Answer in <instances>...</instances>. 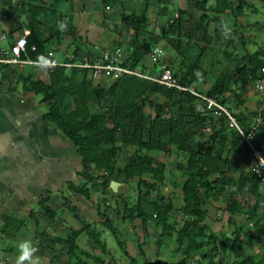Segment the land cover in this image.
<instances>
[{
  "label": "trees",
  "instance_id": "1",
  "mask_svg": "<svg viewBox=\"0 0 264 264\" xmlns=\"http://www.w3.org/2000/svg\"><path fill=\"white\" fill-rule=\"evenodd\" d=\"M24 1L27 3L25 5L32 6L29 3L31 0ZM163 1L157 0L155 4ZM216 1L218 4L213 6L215 13L230 9L232 15L244 14L245 0H239L234 7L227 0ZM110 3L111 0H98L95 7L108 13L106 6ZM247 7H252L254 11V6ZM146 8L147 4L138 17L128 14L121 16V20L130 23L135 31L132 37L133 52L129 55L131 68L138 66L150 51L149 44L141 43L138 37V32L145 25ZM30 14L33 16L32 12ZM214 18L209 19L208 14H203L190 27L183 26L180 21L168 25L166 41L180 58L178 65L171 67V70L181 85L189 87L200 75L205 74L199 63L206 46L190 42L195 33L204 35L205 41H211L207 25ZM228 36L238 37L235 32ZM185 37L188 42L184 45L182 39ZM230 39L228 42L233 43ZM45 41L40 38L37 29L30 30L26 36L25 54L36 63L25 66L20 78L31 92L41 97L46 105L44 121L62 131L75 148L82 169H85L79 174V181L68 183L69 191L91 202L92 196H96L93 205L100 223L115 237L123 255L130 258V264L136 258L131 257L126 250L125 241L113 225L112 212L121 215L122 220L129 223L137 242L138 257L145 256L150 223L159 231V237L155 240L157 251L163 238L174 241V253L178 256L175 264H264V169L255 172L231 167V155L239 154L243 146L238 132L228 128L225 115L213 117V110L208 108L203 112L197 111L196 96L166 88L139 76L126 73L115 75L113 71H108L106 78L110 79V83L94 84L90 79L89 68L77 67L68 61L65 63L70 66L41 64L48 53ZM189 46H197L199 52L195 58L185 56ZM183 64L184 68L181 67ZM262 67L264 46L251 55L244 53L238 59L236 73L233 74L240 82L238 90L245 91L248 85H252L261 74ZM227 71L218 76L207 90L209 97L218 99L220 96L221 99L227 92L237 97L236 91L229 88L227 83L230 82ZM114 75L116 78L112 79ZM154 96L161 97L163 101H155ZM239 99L237 97L235 107L242 104ZM220 102L225 105V97ZM147 107L153 108V117L146 113ZM229 112L245 131L250 129L255 118L263 116V111L248 114ZM127 147H131L132 151L127 161L120 163V154ZM173 151L176 155H182L181 160L175 162V167L184 177L178 205L170 197L172 194L159 192L167 176L166 166L157 160V153L170 155ZM92 171H98L99 174ZM136 179L143 182L145 191L136 188L138 196L134 203L121 198L122 207L110 204L107 197L112 181L127 184ZM154 193L156 197L152 200ZM220 199L224 201L222 210L229 216L228 223L234 227L229 234L214 233L207 223L211 205ZM46 201V198L41 200V205L45 216L52 220L56 212L45 204ZM64 201L68 209L73 211L70 200L65 197ZM176 210L183 215L181 224L173 221L172 215ZM242 217H245L246 224L239 226L236 221ZM136 220L140 223L137 224ZM79 222L78 229L71 230L65 237L43 233L47 237V245L50 248L59 245L64 250L66 260L63 264H112L104 258L109 252L106 243L100 240V232L92 224ZM83 231L87 232L93 244V253L77 245V239ZM245 238L250 242H260L263 253H244ZM241 252L244 255H238ZM156 255H159L158 252ZM229 257L230 262L226 261ZM145 261L148 264L144 258Z\"/></svg>",
  "mask_w": 264,
  "mask_h": 264
},
{
  "label": "crops",
  "instance_id": "2",
  "mask_svg": "<svg viewBox=\"0 0 264 264\" xmlns=\"http://www.w3.org/2000/svg\"><path fill=\"white\" fill-rule=\"evenodd\" d=\"M97 1L31 0L29 3L32 6H27L24 0H0V48H8L21 36H28L30 30L34 28L40 33V38L46 40L44 44L46 50L51 51L59 62H73L76 66L85 62L95 63L99 62L105 52H116L119 54L120 65L129 67L131 66L129 55L133 52L132 37L135 31L130 23L121 20V16L124 14L141 16L147 4L145 25L138 32V37L141 43L149 44L150 51L138 66L130 68L144 76L153 77L159 73L160 62L167 63L170 70L180 62L175 49L167 43L165 38L168 25L173 21L176 24L180 21L183 26L190 27L191 23L199 20L203 14H208L209 19L215 17L207 25L211 41H205L204 35L195 33L190 42V44L206 46L199 63L205 74L200 75L199 79H196L189 87L201 95L208 96L207 90L212 87L215 79L228 70L229 88L236 91L242 104L235 107L237 97H234L232 92L225 93V105L220 102L224 97L220 99L219 96L216 99L226 109L228 108V111L233 109L235 113L248 114L263 111V116L258 118L257 138L264 149V92L255 91L252 85H248L245 91L238 90L241 87L240 82L237 76H233L236 73L238 59L244 53L248 52L251 55L264 46V0H245L244 14L236 16L232 15L230 9L223 13H215L213 6L218 4L216 0H164L156 4L157 0H111L112 4L106 6L108 13L95 7ZM227 2L234 7L239 0H227ZM17 3L18 5L15 6ZM248 5L254 6V11L252 7H247ZM231 32H235L238 37L228 36ZM229 39L234 42H228ZM182 40L184 45L188 42L186 37ZM155 47L160 48L162 52L159 60L152 55ZM198 52L197 46H189L185 56L195 58ZM28 65L31 64L6 65L0 70V264H14L16 251L12 241L21 229L28 234L26 237L22 236V239L32 241L34 239L40 243L47 240L43 233L54 237H65L71 230L78 229L79 220L84 224H92L87 223L85 217L100 223L97 209L95 204L93 205L96 196H92L93 202H91L69 191L67 187L69 182L79 181V174L85 169H82L80 158L75 154V148L63 136L62 131L44 121L46 105L41 101V97L31 92L22 82L20 78L22 69ZM181 67L184 68L185 65ZM106 72L108 71L101 70L94 75L93 70L89 69L91 81L94 84L107 85L111 81L106 78ZM114 74L120 73L114 72ZM115 75L112 79L116 78ZM153 99L163 101L161 97L154 96ZM205 108L207 109L205 104L198 98L197 111L203 112ZM145 111L154 116L153 108L147 107ZM212 113L213 117L216 116L214 111ZM242 149L239 154L231 155V167L247 170L249 169L248 152ZM64 152L68 155L61 157ZM53 153H56V156L50 163L49 156ZM173 154H175L174 151L170 155ZM61 159L65 161L62 163ZM48 163L51 164L50 167H46ZM66 168L75 176L71 177L70 173H66ZM61 172L64 174L61 175ZM178 194H180V187ZM54 197L61 200L59 202L62 209L76 221L75 227H71L60 236L54 234V232L57 233L56 225H54L57 223L55 219L58 216L56 210L47 205L56 212V217L51 220L45 216V210L41 205V200L46 198L48 203L53 201ZM65 197L74 206L73 211L65 205ZM37 207L42 212H39ZM82 216L85 217L82 219ZM40 217H45L47 221L46 226L42 227L43 230L39 229ZM48 223H50V229H48ZM130 232L132 233L131 243L134 244L138 254L132 229ZM80 236L81 234L78 239ZM128 242H126L127 251ZM149 242L147 240L145 248L150 245ZM46 247L50 248L47 244ZM55 248L60 249L59 245L58 247L54 245L50 249ZM174 248L175 244L170 249L167 264L176 262ZM151 249H153V255L159 257L156 253L159 254L161 248L157 251L154 244ZM128 253L130 255L129 251ZM146 253L147 249L143 257L145 259ZM109 255L110 253L105 255V260H108ZM126 258L130 263V258ZM227 261L230 262L231 258H227ZM116 263V261L112 262V264Z\"/></svg>",
  "mask_w": 264,
  "mask_h": 264
},
{
  "label": "rangeland",
  "instance_id": "3",
  "mask_svg": "<svg viewBox=\"0 0 264 264\" xmlns=\"http://www.w3.org/2000/svg\"><path fill=\"white\" fill-rule=\"evenodd\" d=\"M10 47V46H9ZM174 90V89H173ZM178 91V90H177ZM180 92H184V91H180ZM39 96V95H38ZM40 97V96H39ZM232 108V107H231ZM147 109V108H146ZM234 114V110L230 109ZM148 111V110H147ZM150 113V112H148ZM110 125H112L111 123H109ZM132 151L131 147H127L123 150V152L120 154V163H124L125 161H127L128 156L130 155ZM62 153V152H61ZM69 153V152H68ZM68 155L67 153H63L61 154L62 156ZM70 154V153H69ZM158 157L157 160H159L160 162H162L165 166H166V181L164 184H162L159 187V192L163 193L164 195H171L170 196L173 201L178 205L180 203V199L181 196L179 193V187L181 185L182 180L184 179L183 175L181 174V172L179 170H177V168L175 167V162L181 160V156L182 155H167L164 153H157ZM56 156V153H53L52 156H49V158H51V162L53 161V158ZM70 156V155H69ZM66 158V157H65ZM67 159V158H66ZM75 159V157L73 158ZM49 160V159H47ZM64 162L65 160L61 159V162ZM62 162V163H63ZM48 163L46 164V167H50L51 164ZM61 163V164H62ZM64 166H66L65 164H62ZM57 169V168H56ZM67 169V170H66ZM65 171L66 173H70L71 171H69L68 168H66ZM71 170V169H70ZM95 174H99L98 171H92ZM64 174L63 172H61V175ZM71 177L75 176V174L70 173ZM115 182V181H112ZM137 184V185H136ZM140 190L141 192L145 191V187L143 185V182L139 181V179H136V181H131L128 182L127 184H122V183H117L115 182L114 184L109 185V190H110V194L108 195V199L110 200V204L116 206L118 208V204L120 207H122V199L121 198H126L128 199L131 203L135 202V199L138 196V192L137 189ZM176 189V191H175ZM170 190V191H169ZM156 194V193H154ZM152 194L151 199L154 200L155 199V195ZM113 197H112V196ZM114 195H117L114 196ZM55 199H53V201L50 202H46V205H49V207H51L53 210H56L57 212V218L55 219L54 223L55 228L57 229V233L54 232L55 235L60 236V235H64V232H67L71 227H75L76 225V221L72 218L71 215H69L68 213H66L64 211V209H62L63 207H61L60 202L61 201L58 197H54ZM57 201V204H56ZM56 204V205H55ZM223 207H224V201L223 200H219V201H215L213 203V205H211L210 207V211H209V218L207 220V223L211 229V231H213L214 233H220V232H224V233H231L234 230V227H232V225H229L228 221H229V216L228 214L224 211L223 212ZM36 209L39 210V208L37 207ZM121 210V208H120ZM39 212H42V210ZM44 214V212H43ZM173 221L178 222V223H182L183 220V216L181 214L180 211L176 210L173 213ZM85 216H82V219ZM111 218H112V222L113 225L116 227V229L118 230V234L119 236L122 238V240H127L125 241V246H127L128 241V251L130 252V255L134 256L136 258V261L133 262L132 264H147L146 261L143 262L144 258L143 257H138L136 254V250L134 249V244L131 243V239H132V233L130 232L131 228L128 222H124L121 218V215H117L114 213H111ZM39 229L43 230V226H46V218L45 217H40L39 220ZM85 221L87 223H92V225H94L95 229L97 230V232H100V240L104 243H106L107 245V250L110 253V255L108 256V260L110 262L116 261L117 264H130L129 263V259L126 258L121 249L119 248L115 237L102 225L100 224L98 221L96 222L93 219H88L85 217ZM70 224H69V223ZM239 226H242L243 224H246L245 222V217H242L241 219L238 218L237 221ZM136 223L139 224V220H136ZM248 227V226H247ZM50 223H48V229H50ZM246 228V227H245ZM38 230V228H36ZM45 230V228H44ZM147 232L149 233V235L147 236V240L149 242V244L152 246L150 247V245H147V258L146 260L148 261V264H167L169 262L168 258L169 254H170V249L174 246V241L171 238L165 237L161 240V243L159 245L160 246V253H159V257L153 255V249H151L154 244H155V240L157 237H159V231L157 230V228H155L152 224H148V230ZM22 236H28V234L25 232L24 229H21L16 235L15 238L12 241L13 244V248L16 251V244L18 241H20L22 239ZM30 236V234H29ZM140 236V234H139ZM143 236V235H142ZM144 239V238H143ZM34 241V239H33ZM37 241V240H36ZM34 241L35 244H37L36 246L38 247V256H39V264H63L66 259V255L63 249H59V248H55V249H50L48 247H46L45 241H41L40 243H38V241L36 242ZM246 241V246L244 247L243 251L244 253H263V248L261 247L260 242H256L255 240L250 242L248 241V239L245 238ZM130 243V246H129ZM77 245L78 247H80L83 250H88L92 252V242L89 240L87 232L83 231L81 233L80 238L77 240ZM55 247H58V245H55ZM155 249V248H154ZM174 253V250H173ZM244 253H238V255H244ZM175 254V253H174ZM177 260L178 256H174ZM107 258V257H106ZM157 258H158V262H157ZM113 259V260H112ZM227 261V259H226ZM91 263V262H90Z\"/></svg>",
  "mask_w": 264,
  "mask_h": 264
},
{
  "label": "built area",
  "instance_id": "4",
  "mask_svg": "<svg viewBox=\"0 0 264 264\" xmlns=\"http://www.w3.org/2000/svg\"><path fill=\"white\" fill-rule=\"evenodd\" d=\"M26 47V37L21 36L18 38L14 44H12L8 48H0V70L6 64L12 65H22V64H35L36 62L31 61L25 54ZM33 48V47H32ZM152 55L157 60L160 59L162 52L160 48L155 47L153 49ZM41 64L48 65L51 67L58 65L70 66L68 63L59 62L51 51H48L47 57ZM79 67H86L93 70V74L97 75V73L101 70L104 71H113L115 73H126L137 75L143 77L145 79L156 82L166 88L184 91L191 93L198 97L205 106L213 110L216 115L224 114L227 119L228 128H232L238 132L240 135V144L243 148L248 152V163L249 169L255 172H260L264 169V149L260 145L259 140L257 138L256 132L259 128V119H255L250 126V129L245 131L236 121L235 117L231 115L226 108L221 105L215 97H208L205 95H201L195 91H193L190 87L181 85L178 80L173 76L171 70L168 67V64L165 62L159 63V73L157 76H144L142 74L137 73L132 70L130 67H123L119 62V54L116 52H105L99 62L95 63H84L81 65H77ZM252 87L255 91L264 92V67L261 68V74L258 78L254 79L252 83Z\"/></svg>",
  "mask_w": 264,
  "mask_h": 264
},
{
  "label": "clouds",
  "instance_id": "5",
  "mask_svg": "<svg viewBox=\"0 0 264 264\" xmlns=\"http://www.w3.org/2000/svg\"><path fill=\"white\" fill-rule=\"evenodd\" d=\"M14 264H39L38 247L34 241L22 239L17 242Z\"/></svg>",
  "mask_w": 264,
  "mask_h": 264
},
{
  "label": "water",
  "instance_id": "6",
  "mask_svg": "<svg viewBox=\"0 0 264 264\" xmlns=\"http://www.w3.org/2000/svg\"><path fill=\"white\" fill-rule=\"evenodd\" d=\"M115 182H111V184H114Z\"/></svg>",
  "mask_w": 264,
  "mask_h": 264
}]
</instances>
